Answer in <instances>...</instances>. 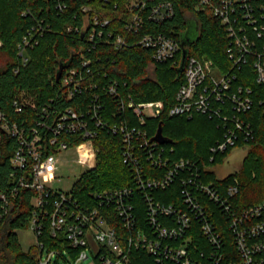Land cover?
I'll return each instance as SVG.
<instances>
[{
  "label": "built area",
  "instance_id": "built-area-1",
  "mask_svg": "<svg viewBox=\"0 0 264 264\" xmlns=\"http://www.w3.org/2000/svg\"><path fill=\"white\" fill-rule=\"evenodd\" d=\"M54 1L58 11L67 10L68 0ZM205 10L226 28V51L233 66L222 72L212 60L188 55L169 115L191 118L198 112L231 122L234 128L228 129L225 140L211 148L213 153H223L235 146L240 135L247 140L253 134L251 125L237 116L252 109V89L233 90V84L235 70L250 58L256 82L264 84V0H198L193 11ZM79 11L80 24L68 27V32L80 34L83 41L75 50L77 56L62 71L57 95L38 104L24 92L12 100L11 112L0 108V161L8 155L12 169L3 189L0 187V226L11 217V200L24 188L30 191L29 228L35 237L33 245L41 250L39 264H50L60 256L44 246L46 229L51 239L62 238L78 250L76 259L67 258L65 264H80L89 255L94 264L96 258L100 264H131L133 248L146 249L154 264H264V200L237 211L233 205L237 184L226 186L222 193L214 183H205L197 163L184 158L172 161L165 144L155 140L156 133L147 131L148 121L163 113L162 101H136L120 90L126 81L120 83L106 72L97 74V66L105 59L99 54L109 49L119 52L142 47L149 53L150 72L153 63L178 61L181 42L155 29L173 18L171 0H85ZM44 31L38 22L23 36L18 44L21 65L29 62L27 51L39 44ZM106 61L115 62L110 56ZM108 97L115 101L112 109ZM226 102L235 113L231 117L220 106ZM102 132L120 137L122 160L134 185L95 193L94 205L81 204L72 193L78 180L68 193L53 187L59 156L74 151L77 164L87 171L95 168L94 142ZM148 165L163 169L164 174L150 175ZM176 182L181 185L178 203L156 201L155 190ZM137 194L145 204L146 232L135 227ZM209 203L225 216L235 253L228 249ZM109 211L117 216L120 227ZM121 226L133 236L124 237ZM194 232L205 243L195 239ZM89 234L98 245L96 254L89 246Z\"/></svg>",
  "mask_w": 264,
  "mask_h": 264
},
{
  "label": "trees",
  "instance_id": "trees-1",
  "mask_svg": "<svg viewBox=\"0 0 264 264\" xmlns=\"http://www.w3.org/2000/svg\"><path fill=\"white\" fill-rule=\"evenodd\" d=\"M83 2L85 0H68L67 10L60 12L56 9L54 0H0V39L2 41L0 108L11 112L12 100L24 92L32 95L38 104L57 95L59 90V84L56 82L57 70L61 64L67 63L70 59V63L72 62L74 56H77L75 50L83 41L80 34L68 32V27L80 24L79 6ZM171 2L175 11L173 18L163 25L155 26V29L175 37L181 44L187 40L184 48L187 49L189 56L210 59L222 72H228L233 66V61L226 51L229 40L226 28L220 20L209 10L194 12L198 0H171ZM188 13L194 15L193 18L198 24L199 33L195 40L182 37L187 30ZM38 22H42L45 31L40 37L39 44L28 49L29 62L23 66L20 64L18 44ZM148 54L140 46L127 47L119 52L109 49L99 54L102 59H105L102 60V65L97 66V74L106 72L110 78H116L120 83L126 81L127 85L120 84V90L129 92L136 101L160 100L164 103L163 113L149 120L146 128L151 135H154L159 123H162V133L170 140L164 148L172 161L184 158L197 163L202 180L205 183H214L222 193L226 186L237 184L238 192L234 196L233 203L237 211L262 202L264 200V84L256 82L251 58L247 64L235 70L236 80L233 90L247 87L252 89L254 99L252 109L237 115L243 123L251 125L252 137L246 140L240 135L235 146L229 147L223 153H213L211 148L225 140L228 129L234 128L233 124L217 116L198 112L191 118L170 116L169 111L175 103L176 92L183 80L182 72L178 73L182 53L176 62L153 63L152 72L149 70ZM108 56L111 60H115L114 64L106 61ZM17 67L19 70L15 73L14 69ZM107 101L112 109L115 101L111 97H108ZM69 103L71 102L65 104ZM220 106L223 114L230 117L235 114L229 102ZM94 144L97 149L96 166L85 172L72 189L75 198L85 205L96 203L93 197L95 193L134 185L131 172L122 160L120 137L102 132ZM235 148L247 149L241 168L224 178H218L211 169L222 165ZM8 158L6 155L0 161L2 189L12 170ZM211 158H213L212 161ZM145 167L150 175L164 174L163 169L149 165ZM180 187L179 182H176L166 189L155 190L153 196L156 201L163 204L178 203ZM139 195L137 194L135 199V227L146 232L149 229L146 224L145 204ZM30 199V191L23 188L18 191L16 198L11 200V217L0 226V264H39L41 250L36 245H32L27 251L23 250L16 233L17 230L29 228ZM209 206L212 207V216L218 223L220 231L226 237L228 249L235 253L225 216L214 205L209 203ZM109 213L115 224L120 227L117 216L112 211ZM161 220L164 224L166 223L164 217H161ZM119 231L124 237L133 236L126 229H122V226ZM194 238L205 243L203 237L196 232H194ZM42 241L47 250H56L60 253V256L50 264H65L68 257L75 260L78 255V250L71 248L66 240L51 239L48 229L45 230ZM192 248L195 252L193 245ZM130 259L131 264H154L155 261L144 248H133L130 251ZM95 260L97 264H100L97 258Z\"/></svg>",
  "mask_w": 264,
  "mask_h": 264
},
{
  "label": "rangeland",
  "instance_id": "rangeland-1",
  "mask_svg": "<svg viewBox=\"0 0 264 264\" xmlns=\"http://www.w3.org/2000/svg\"><path fill=\"white\" fill-rule=\"evenodd\" d=\"M187 25V30L183 33L182 37H188L190 40H195L199 33L196 20L192 16H188ZM246 153V148H235L222 165L213 168L216 176L218 178H224L227 175L238 171L242 166ZM59 157L61 159V164L57 171L58 178L54 181L53 187L68 193L71 191L73 184L87 171V168L77 164L78 154L74 151H63L60 153ZM16 233L23 250L27 251L35 243V237L30 228L26 230H17ZM87 239L89 246L93 250V254H96L98 251V245L94 237L89 234ZM68 259L71 260L69 257ZM80 264H94L92 256L89 255V259L80 262Z\"/></svg>",
  "mask_w": 264,
  "mask_h": 264
},
{
  "label": "water",
  "instance_id": "water-1",
  "mask_svg": "<svg viewBox=\"0 0 264 264\" xmlns=\"http://www.w3.org/2000/svg\"><path fill=\"white\" fill-rule=\"evenodd\" d=\"M185 42H187V40L182 42L183 51H182L181 65L178 68L179 74H181V72L184 69V65L186 62L187 55H188L187 49L184 48ZM70 61H71V59L67 63H63L60 65V67L57 70V74H56V82H59L63 69L70 63ZM154 138H155V140H157L158 142L163 143V144L170 143V140L168 138H166L162 133V123L161 122L158 125L157 132H156Z\"/></svg>",
  "mask_w": 264,
  "mask_h": 264
}]
</instances>
